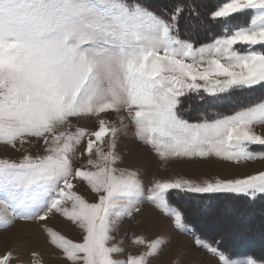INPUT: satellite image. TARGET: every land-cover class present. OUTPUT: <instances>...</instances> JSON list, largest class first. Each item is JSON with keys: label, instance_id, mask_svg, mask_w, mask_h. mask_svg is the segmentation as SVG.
<instances>
[{"label": "snow or ice", "instance_id": "6c2138e0", "mask_svg": "<svg viewBox=\"0 0 264 264\" xmlns=\"http://www.w3.org/2000/svg\"><path fill=\"white\" fill-rule=\"evenodd\" d=\"M122 137L165 167L264 160V0H0V230L60 216L81 242L42 230L67 264H152L164 236L132 235L143 250L123 260L112 243L148 205L216 264H264L232 258L231 229L209 242L189 221L243 220L264 201V171L149 179L124 166Z\"/></svg>", "mask_w": 264, "mask_h": 264}, {"label": "rangeland", "instance_id": "374dc122", "mask_svg": "<svg viewBox=\"0 0 264 264\" xmlns=\"http://www.w3.org/2000/svg\"><path fill=\"white\" fill-rule=\"evenodd\" d=\"M111 119L114 120L115 117L113 116ZM86 126L91 129L96 125L94 122H87ZM253 150L261 149L260 146H253ZM119 151L125 157L124 166L140 169L142 174L146 173V178L149 179L156 176L165 179L182 177L195 181H202L204 179L215 178H239L264 171V160L242 163L238 166L215 160L207 163L170 162L167 167H165L149 149L139 144L134 139L124 137L121 138ZM6 155H9V153L0 149V156ZM79 190L90 201L93 199L86 187L81 186ZM223 204V202L220 203L221 206ZM143 209L146 212L152 210V215L158 217L167 227L164 229L160 228L156 230L152 228V230H149L148 226H145L143 221L141 222L138 219L141 217L139 214L133 220H125L120 229L114 233L115 239L112 241V243H119L123 240L121 246L125 248V253L116 257L117 259H126L127 255L136 254L138 251L143 250L131 243L132 235H144L147 239L164 236L169 242L164 246L160 254L153 258L152 264H216V261L208 256L204 250L197 249L194 246L192 237L176 232L171 226V221L158 214L148 205H144ZM246 210L247 212L243 220H234L231 216H226L223 213L217 214L214 218L190 216L189 220L196 225L201 235H209L212 237V240L214 234H217L219 237L221 234L225 233L226 230L231 229L235 233V238L226 237L223 245H228L234 253L242 254L240 251L243 250H258L264 255V227L252 226V228H250L252 231L251 233H248L250 232L248 226L244 227L254 220L255 215L264 222V212L257 210L255 206L247 208ZM42 226H47L74 242H81V233L76 226L71 225L70 222L64 220L60 216H50L47 221L27 224L18 221L7 231L0 230V254L7 250H13L14 254L20 256V260L14 262V264H28L32 252L38 253L42 264H67L60 250L56 249L50 243L46 233L42 230ZM174 242L178 244L177 249L173 247ZM17 244L20 245L19 249L16 248ZM243 245L245 247H243ZM254 255L256 254L254 253ZM232 258L240 259L241 257L236 258L232 256Z\"/></svg>", "mask_w": 264, "mask_h": 264}, {"label": "trees", "instance_id": "16d2710c", "mask_svg": "<svg viewBox=\"0 0 264 264\" xmlns=\"http://www.w3.org/2000/svg\"><path fill=\"white\" fill-rule=\"evenodd\" d=\"M159 2H160V0H158V1L153 0V3H159ZM192 115H195V113H193ZM186 199H187V197H186ZM193 199H199V197H193ZM221 202L225 203V201H223V200H212V201H210V203L212 204L213 207H220L221 206L220 205ZM233 203H237V202L233 201ZM254 206H255V208H257V210H260L261 212H264L263 211L264 201H257V203L255 205H252L251 207H254ZM246 212H247V210L245 211V213ZM189 221L194 226V228L197 231V233L199 235H201L199 230L196 228V225L194 223H192L191 220H189ZM247 226H248V229L250 230V232H248V233H251L252 231H251L250 228H252V226H254V227L257 226V227L263 228L264 227V222L262 220H260V218L257 217V215H255L254 220L249 222L248 224H246V226H244V227H247ZM201 237H203L204 239L208 240L209 242L212 241V237H210L209 235L208 236L201 235ZM214 237H218L217 234H214ZM214 237H213V239H215ZM223 247L226 248V249H229L231 254H232V256H235L236 258H240V257L244 258L246 256H252L253 258H255L257 260H264V255L261 254L258 250H253V251L252 250H243V251H240L242 254H239V253L232 252V249L229 248L228 245L227 246L223 245ZM243 247H245V246L243 245ZM252 253H253V255H252ZM254 253L256 255H254Z\"/></svg>", "mask_w": 264, "mask_h": 264}, {"label": "bare ground", "instance_id": "6f19581e", "mask_svg": "<svg viewBox=\"0 0 264 264\" xmlns=\"http://www.w3.org/2000/svg\"><path fill=\"white\" fill-rule=\"evenodd\" d=\"M152 214H153L152 210L150 212L144 211L143 214L140 215L141 217L138 218V219L141 222L143 221V224L145 226H148L149 230H152V228H155L156 230H158L160 228L164 229L165 227H167V226H165V223H162V221H160V219L158 217H156L155 215L153 216ZM166 231L168 232L167 228H166ZM173 247H174V249H177L178 244H175V242H174V246Z\"/></svg>", "mask_w": 264, "mask_h": 264}]
</instances>
